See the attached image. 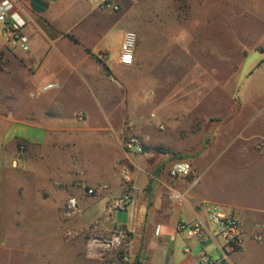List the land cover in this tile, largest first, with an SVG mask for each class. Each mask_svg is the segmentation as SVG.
Wrapping results in <instances>:
<instances>
[{"label":"crops","instance_id":"0c3cea01","mask_svg":"<svg viewBox=\"0 0 264 264\" xmlns=\"http://www.w3.org/2000/svg\"><path fill=\"white\" fill-rule=\"evenodd\" d=\"M15 1L27 19L30 50L22 55L29 68L23 73L27 88L23 100L17 96L16 113L0 114V264H68L71 250L60 243L63 228L85 227L107 215L130 234L131 264H192L202 250L216 260L220 255L212 243L202 247L176 231L177 224L201 217L195 209L200 201L218 204L242 222V246L229 253L230 264H264V150L256 146L264 138V59L236 83L238 97L227 114L215 115L219 105L212 101L213 127L203 132L208 134L205 144L200 138L193 143L180 137L182 127L175 125L168 110L163 118L169 123L167 133L160 137L143 125L146 112L138 116L135 103L125 106L104 93L99 96L92 87L81 90L83 105H76L69 94L75 85L67 78L73 76L67 66L103 53L98 44L120 19L113 21L97 0ZM122 1L128 4L125 32L148 37L154 31L167 35L174 27L181 33L175 41L177 53L193 54L196 48L199 56V20L159 22L153 17L188 8L197 11L200 0ZM240 11L256 13L261 31L255 44L264 46V0H245ZM3 46L2 41L0 49ZM144 63L136 49L129 68L138 72ZM194 65L199 71V60ZM51 82L58 87L42 92ZM218 89L232 91V82L212 86V91ZM126 119L138 124L142 155L123 148L120 131ZM19 146L24 147L21 156ZM178 160L188 161L191 172L172 179L169 169ZM119 164L128 166L137 190L127 210L113 213L110 202L127 191ZM82 186L95 194L86 195ZM172 190L186 194V202L171 201ZM70 196L79 200L83 212L75 219L64 216Z\"/></svg>","mask_w":264,"mask_h":264},{"label":"rangeland","instance_id":"374dc122","mask_svg":"<svg viewBox=\"0 0 264 264\" xmlns=\"http://www.w3.org/2000/svg\"><path fill=\"white\" fill-rule=\"evenodd\" d=\"M115 1L121 6L119 11L111 12L101 8L111 13L113 21L120 19L101 38L98 47L103 53L90 54L89 60H74L67 66L69 73H73V76L67 78L75 85V90L69 93L73 96L74 103L83 105L80 95L83 91L87 92L89 87L99 96L104 93L110 99L120 100L125 106L135 103L140 113L138 116H143L142 110L146 112L143 125L152 133L160 134V137L167 133L169 123L163 118L168 110L173 113L172 121L175 125L182 127L179 128L180 137L189 138L193 143L200 138L201 145L205 144L208 134L203 132H208L213 127L212 101L219 105L215 115L227 114L231 102L234 103L238 97L236 83L241 84L259 61L264 59V46L255 44L260 39L261 31V27L255 22L256 13L240 11L245 0H200L197 11L188 8L157 13L153 19L159 22L182 23L192 19L199 20L200 54L197 55L196 48L193 54L177 53L179 45L175 41L180 38L181 33L174 27L167 30V35H157L154 31L148 37L137 36L135 52L139 49L145 63L141 70L135 72L118 62L119 48L129 23L127 2ZM76 36L81 39L80 35ZM158 36L163 43L155 38ZM1 39L0 35V43L3 41ZM198 60L199 71L194 65ZM28 62L26 55L10 49L5 43L0 49V114L16 113L17 96L23 100L26 93L27 85L24 84L23 73L29 68ZM239 69L241 74L236 78L235 73ZM84 75L89 80L87 84L84 83ZM111 76L116 78L120 86L110 81ZM230 81L233 85L232 91H212L213 85H224ZM181 86L188 89L178 90ZM151 114L155 115V119L150 118ZM160 121L165 125L163 131L157 129ZM130 122L132 121L126 119L125 125ZM133 123L136 125L135 133L139 135L138 124L135 121ZM14 128L24 130L17 125ZM25 129L28 133L31 132V129ZM81 215L66 218L75 219ZM68 231L81 232L68 241L65 237ZM94 239L111 244L90 246ZM60 243L71 250L68 264H131L130 234L115 224L109 215L92 221L85 227L65 226L61 232Z\"/></svg>","mask_w":264,"mask_h":264},{"label":"built area","instance_id":"2783aa9c","mask_svg":"<svg viewBox=\"0 0 264 264\" xmlns=\"http://www.w3.org/2000/svg\"><path fill=\"white\" fill-rule=\"evenodd\" d=\"M102 9L117 12L119 11V5L114 0H97ZM27 19L25 18L21 8L15 0H0V35L4 43L14 51L26 54L30 50V40L26 33ZM137 42V34L134 31H126L123 37L122 44L119 48L118 62L121 66L130 67L134 63L135 47ZM128 57V59H126ZM110 81L120 86L115 77H110ZM58 87L57 83L51 82L44 85L41 89L42 92H47ZM151 119H155V115H150ZM159 130L163 131L164 126L158 125ZM120 135L124 138L123 148L129 153L135 155H142L143 148L141 141L135 133V125L128 123L123 130L120 131ZM257 149L264 150V138H259L256 142ZM24 153V147H18V155L21 156ZM18 160L13 161V166L16 167ZM184 165H187L185 168ZM118 171L120 178L126 186V192L113 199L110 202L109 209L111 212H119L127 210L131 202V194L137 190L136 184L132 178V174L128 166L119 164ZM191 172V164L185 160L175 161L170 169L169 176L172 179L187 177ZM86 195L95 194L94 189H87L86 186H82ZM103 190L107 189V185H102ZM171 201L175 203L186 202V194L172 190L169 194ZM196 212L201 215L197 217L194 223L186 224L179 223L176 226L178 233H183L187 240H194L202 247L212 243L215 250L220 254L219 258L212 261L207 256L204 250L200 251L197 256V261L192 264H230L228 261V255L231 252L239 250L243 242L242 222L228 209L207 201H200L195 206ZM82 214V208L79 204V200L76 197H68L65 202L64 216L67 218L76 217ZM113 222L118 225L115 218L110 216ZM119 226V225H118ZM81 231H68L65 237L68 241L74 239L79 235ZM257 241H261V237H256ZM90 246L98 247L103 244H111L108 241L92 240ZM189 252L188 249L185 250ZM216 256L213 253L212 257ZM170 264H182L173 263Z\"/></svg>","mask_w":264,"mask_h":264},{"label":"clouds","instance_id":"9594fccd","mask_svg":"<svg viewBox=\"0 0 264 264\" xmlns=\"http://www.w3.org/2000/svg\"><path fill=\"white\" fill-rule=\"evenodd\" d=\"M184 167L186 168V167H187V165H184Z\"/></svg>","mask_w":264,"mask_h":264},{"label":"snow or ice","instance_id":"6c2138e0","mask_svg":"<svg viewBox=\"0 0 264 264\" xmlns=\"http://www.w3.org/2000/svg\"><path fill=\"white\" fill-rule=\"evenodd\" d=\"M126 59H128V57H126Z\"/></svg>","mask_w":264,"mask_h":264}]
</instances>
